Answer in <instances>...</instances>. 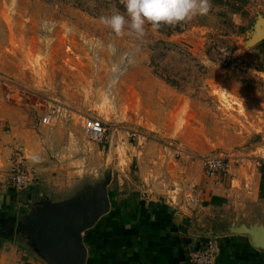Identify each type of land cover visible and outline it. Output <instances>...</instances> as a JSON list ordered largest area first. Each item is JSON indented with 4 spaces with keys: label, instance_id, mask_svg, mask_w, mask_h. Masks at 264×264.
<instances>
[{
    "label": "rangeland",
    "instance_id": "obj_1",
    "mask_svg": "<svg viewBox=\"0 0 264 264\" xmlns=\"http://www.w3.org/2000/svg\"><path fill=\"white\" fill-rule=\"evenodd\" d=\"M211 5L190 21L146 25L138 38L100 23L123 13V0H0V114L16 141L12 162L19 153L33 178L20 191L31 194L25 211L104 176L108 192L146 177L170 184L168 206L184 197L198 210L215 190L220 203L191 227L264 220V0ZM56 105L62 115L42 125ZM84 118L100 119L106 139H89ZM205 156L228 171L207 179Z\"/></svg>",
    "mask_w": 264,
    "mask_h": 264
},
{
    "label": "crops",
    "instance_id": "obj_2",
    "mask_svg": "<svg viewBox=\"0 0 264 264\" xmlns=\"http://www.w3.org/2000/svg\"><path fill=\"white\" fill-rule=\"evenodd\" d=\"M2 118L0 114V264H46L20 235L8 230L11 216L28 211L31 194L11 186L12 156L17 146L13 133L4 131ZM256 175L259 180L260 174ZM139 183L132 190L108 192V213L82 235L85 264H188L187 250L204 246L206 238L192 235L196 227L191 225L198 214L206 216L220 203L214 199L215 190L211 194L206 190L203 208L190 210L184 197H179L177 206L166 205L163 198L170 184L165 179L144 177ZM260 198L264 200V192ZM216 242L219 253L214 264H264V251L255 249L247 236L216 237Z\"/></svg>",
    "mask_w": 264,
    "mask_h": 264
},
{
    "label": "water",
    "instance_id": "obj_3",
    "mask_svg": "<svg viewBox=\"0 0 264 264\" xmlns=\"http://www.w3.org/2000/svg\"><path fill=\"white\" fill-rule=\"evenodd\" d=\"M261 37L256 34L251 40ZM108 185L109 177L104 176L98 183L81 186L65 199L40 198L31 203L27 212L7 220L11 223L9 233L20 235L25 245L46 264H85L87 253L82 235L108 213ZM192 235L247 236L255 249L264 251V220L257 215L234 217L213 228L201 226Z\"/></svg>",
    "mask_w": 264,
    "mask_h": 264
},
{
    "label": "clouds",
    "instance_id": "obj_4",
    "mask_svg": "<svg viewBox=\"0 0 264 264\" xmlns=\"http://www.w3.org/2000/svg\"><path fill=\"white\" fill-rule=\"evenodd\" d=\"M124 12L113 10L99 18L100 23L116 35L125 30L136 37H143L146 25L153 29L163 25H176L205 16L211 9V0H123Z\"/></svg>",
    "mask_w": 264,
    "mask_h": 264
},
{
    "label": "built area",
    "instance_id": "obj_5",
    "mask_svg": "<svg viewBox=\"0 0 264 264\" xmlns=\"http://www.w3.org/2000/svg\"><path fill=\"white\" fill-rule=\"evenodd\" d=\"M7 99V95L4 96ZM62 115L60 107L56 105L51 108L47 113L42 114L41 124L42 125H53ZM83 130L86 136L93 142L101 143L106 139V130L102 121L98 118H84ZM20 157L17 153L16 161L13 162L11 170L10 182L14 190L20 192L25 190L32 184V176L28 171L23 170L22 164L18 158ZM203 167L204 176L207 179H212L219 174H223L226 170L228 171L229 164L225 163V160L219 157L205 156L200 159ZM175 198L171 199L170 204H175ZM219 253L216 238H206L204 246L198 249L192 248L189 250L187 255L188 264H214L216 262Z\"/></svg>",
    "mask_w": 264,
    "mask_h": 264
},
{
    "label": "trees",
    "instance_id": "obj_6",
    "mask_svg": "<svg viewBox=\"0 0 264 264\" xmlns=\"http://www.w3.org/2000/svg\"><path fill=\"white\" fill-rule=\"evenodd\" d=\"M260 174H261V181L259 184V191H260V197H262L263 192H264V164L260 168ZM188 252H189V250H187V254H188ZM186 261H187V258H186Z\"/></svg>",
    "mask_w": 264,
    "mask_h": 264
},
{
    "label": "bare ground",
    "instance_id": "obj_7",
    "mask_svg": "<svg viewBox=\"0 0 264 264\" xmlns=\"http://www.w3.org/2000/svg\"><path fill=\"white\" fill-rule=\"evenodd\" d=\"M222 96L224 97L223 98L224 100L227 99V96L225 94H222Z\"/></svg>",
    "mask_w": 264,
    "mask_h": 264
}]
</instances>
